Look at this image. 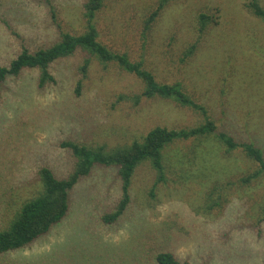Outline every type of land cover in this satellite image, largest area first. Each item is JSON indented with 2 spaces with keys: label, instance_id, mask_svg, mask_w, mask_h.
<instances>
[{
  "label": "rangeland",
  "instance_id": "rangeland-1",
  "mask_svg": "<svg viewBox=\"0 0 264 264\" xmlns=\"http://www.w3.org/2000/svg\"><path fill=\"white\" fill-rule=\"evenodd\" d=\"M84 1L0 0V64L23 47L51 46L62 31L83 33ZM250 1L106 0L97 13L101 42L142 62L158 82L180 84L207 116L143 96L136 74L84 49L55 60L56 81L44 87L36 68L9 76L0 87V229L41 190L42 167L59 177L72 171L76 158L64 140L111 151L142 141L156 126L187 129L209 118L219 132L264 151V18ZM202 13L210 16L206 23ZM226 148L213 134L166 145L164 179L149 159L139 163L131 201L110 223L102 216L122 198L119 166L95 164L71 191L66 219L31 245L0 253V264H160L156 256L166 251L181 264H264V172L244 184L258 163L242 147Z\"/></svg>",
  "mask_w": 264,
  "mask_h": 264
},
{
  "label": "trees",
  "instance_id": "trees-1",
  "mask_svg": "<svg viewBox=\"0 0 264 264\" xmlns=\"http://www.w3.org/2000/svg\"><path fill=\"white\" fill-rule=\"evenodd\" d=\"M106 0H85L84 16L86 18V30L81 34H74L66 31L61 32V38L49 47L31 51L28 47H23L21 52L13 58L8 65L0 64V87L9 76H18L25 69L36 68L39 70V87H44L49 82L56 81L55 76L50 71V65L61 57L74 54L78 49L87 50L96 55L104 63L115 62L128 72L136 74L144 82L145 88L143 96H159L171 99L178 104L200 110L207 116L208 112L202 104H199L183 89L180 84L160 83L155 75L144 68L142 62H134L125 52H117L108 47L98 39V29L95 24L99 10L105 5ZM163 7L160 2L157 9L147 20V24L156 17L159 10ZM250 7L252 12L264 18V8L258 0H251ZM202 23H206L210 16L202 13ZM204 25H202V29ZM192 48L189 53L192 52ZM90 61L85 60L81 70L83 77L87 75ZM82 80L76 85V93L81 92ZM139 97V96H138ZM215 135L218 140L227 146L228 149L242 147L248 157L258 163V170L246 175L242 179L244 184L253 182V178L264 172V151L257 147L253 142L238 143L233 136L226 132H219L213 120L207 118L206 122L191 128L169 129L164 126L152 128L142 141H134L128 147L117 148L105 151L103 146L94 148L74 140H64L61 146L71 150L76 158L72 171L66 177H59L51 168L45 166L39 170V179L42 185L41 190L31 198H28L16 213L15 217L8 224L0 229V253L25 248L36 240L44 238L53 228L62 222L69 215L71 210L70 193L74 190L79 180L88 175L95 164L105 166H119V174L122 179V198L114 212L102 216L106 223L113 222L121 217L131 201L130 185L133 172L136 166L144 160L149 159L156 169L157 180L164 179L165 165L162 162V149L174 142L176 139H189L191 136ZM253 179V180H252ZM222 187L215 186L218 190V198L223 200L220 194ZM152 194V192H151ZM216 193L213 192V195ZM220 205L218 199L215 200ZM210 210L213 209L212 204ZM264 220L263 217L260 221ZM160 264H181L178 257L169 251L159 252L156 256Z\"/></svg>",
  "mask_w": 264,
  "mask_h": 264
}]
</instances>
